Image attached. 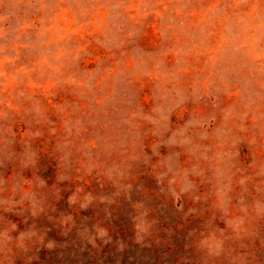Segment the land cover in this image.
<instances>
[{
    "label": "clouds",
    "instance_id": "obj_1",
    "mask_svg": "<svg viewBox=\"0 0 264 264\" xmlns=\"http://www.w3.org/2000/svg\"><path fill=\"white\" fill-rule=\"evenodd\" d=\"M124 203L141 248L171 207L179 264H264V0H0V264Z\"/></svg>",
    "mask_w": 264,
    "mask_h": 264
},
{
    "label": "rangeland",
    "instance_id": "obj_2",
    "mask_svg": "<svg viewBox=\"0 0 264 264\" xmlns=\"http://www.w3.org/2000/svg\"><path fill=\"white\" fill-rule=\"evenodd\" d=\"M155 41L154 28H150L146 32L145 43L150 46ZM142 102L145 104L149 103V94L147 91H144L142 94ZM17 131L20 132V129L18 128ZM46 175H52L51 167H49ZM142 179H144L149 187L153 186L154 182L151 179ZM56 207L58 212L69 211L63 201L57 204ZM173 213L174 210L169 207L165 215L160 217L161 223L158 234L153 237L151 246L141 248L132 240L133 233L127 219L128 206L124 203L114 210L112 223L108 225L113 235L114 243L108 246H102L99 250L92 249L91 246L82 250L75 232L69 234L67 237H63L55 223L41 218L39 223L50 229L48 232L49 238L55 239L62 247L51 252L42 250L38 254L39 260L34 261L33 264H179L178 258L185 254V230L178 227L181 222L178 215H174ZM83 215L92 217L93 221L103 218L102 212L97 214L92 209L87 213H83ZM12 219L17 220L18 218L12 217ZM168 228L173 229L174 234L171 237L165 234L164 230ZM116 239H123L128 243V248L123 253L116 252ZM17 264H20V262L18 261Z\"/></svg>",
    "mask_w": 264,
    "mask_h": 264
}]
</instances>
